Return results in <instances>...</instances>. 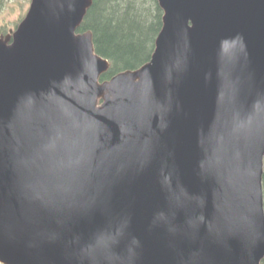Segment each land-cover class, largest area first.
I'll return each mask as SVG.
<instances>
[{
    "label": "water",
    "instance_id": "1",
    "mask_svg": "<svg viewBox=\"0 0 264 264\" xmlns=\"http://www.w3.org/2000/svg\"><path fill=\"white\" fill-rule=\"evenodd\" d=\"M149 62L108 81L92 0L0 38V264H261L264 0H156Z\"/></svg>",
    "mask_w": 264,
    "mask_h": 264
},
{
    "label": "trees",
    "instance_id": "2",
    "mask_svg": "<svg viewBox=\"0 0 264 264\" xmlns=\"http://www.w3.org/2000/svg\"><path fill=\"white\" fill-rule=\"evenodd\" d=\"M162 17L163 11L156 0H92L77 33L90 32L95 53L109 63L100 82L149 62ZM8 33L9 30L0 26V37Z\"/></svg>",
    "mask_w": 264,
    "mask_h": 264
},
{
    "label": "rangeland",
    "instance_id": "3",
    "mask_svg": "<svg viewBox=\"0 0 264 264\" xmlns=\"http://www.w3.org/2000/svg\"><path fill=\"white\" fill-rule=\"evenodd\" d=\"M31 0H0V26L7 30H15L20 21L24 18ZM10 35L9 33L3 37ZM264 167V164H263ZM264 205V191H263Z\"/></svg>",
    "mask_w": 264,
    "mask_h": 264
}]
</instances>
